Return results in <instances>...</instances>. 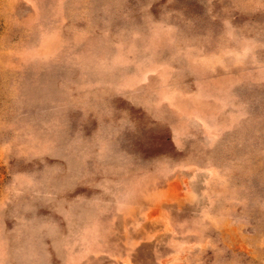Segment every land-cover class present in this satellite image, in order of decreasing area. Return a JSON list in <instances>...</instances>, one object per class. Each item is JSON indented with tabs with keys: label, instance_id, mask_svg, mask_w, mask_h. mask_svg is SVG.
<instances>
[{
	"label": "rangeland",
	"instance_id": "374dc122",
	"mask_svg": "<svg viewBox=\"0 0 264 264\" xmlns=\"http://www.w3.org/2000/svg\"><path fill=\"white\" fill-rule=\"evenodd\" d=\"M0 264H264V0H0Z\"/></svg>",
	"mask_w": 264,
	"mask_h": 264
}]
</instances>
